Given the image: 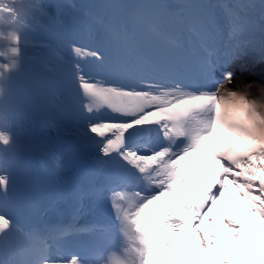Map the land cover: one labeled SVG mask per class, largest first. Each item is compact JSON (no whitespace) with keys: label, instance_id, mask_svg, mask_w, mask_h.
I'll list each match as a JSON object with an SVG mask.
<instances>
[{"label":"snow or ice","instance_id":"snow-or-ice-1","mask_svg":"<svg viewBox=\"0 0 264 264\" xmlns=\"http://www.w3.org/2000/svg\"><path fill=\"white\" fill-rule=\"evenodd\" d=\"M257 38L264 0H0V264H264Z\"/></svg>","mask_w":264,"mask_h":264},{"label":"bare ground","instance_id":"bare-ground-1","mask_svg":"<svg viewBox=\"0 0 264 264\" xmlns=\"http://www.w3.org/2000/svg\"><path fill=\"white\" fill-rule=\"evenodd\" d=\"M45 2H46V0H45ZM263 73V77H264V72H262ZM262 78V77H261ZM260 80L261 79H258V80H253V79H251V81L250 82H247L246 81V79L245 78H243V81H241V83H243V84H247V83H251V82H256V83H259L260 82Z\"/></svg>","mask_w":264,"mask_h":264}]
</instances>
